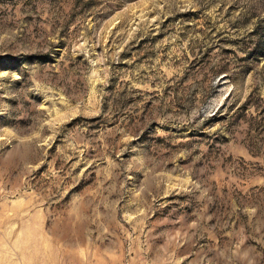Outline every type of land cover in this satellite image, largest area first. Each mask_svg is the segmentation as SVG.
I'll list each match as a JSON object with an SVG mask.
<instances>
[{
    "label": "rangeland",
    "instance_id": "374dc122",
    "mask_svg": "<svg viewBox=\"0 0 264 264\" xmlns=\"http://www.w3.org/2000/svg\"><path fill=\"white\" fill-rule=\"evenodd\" d=\"M0 264H264V0H0Z\"/></svg>",
    "mask_w": 264,
    "mask_h": 264
}]
</instances>
